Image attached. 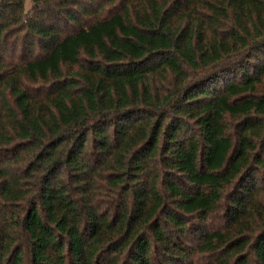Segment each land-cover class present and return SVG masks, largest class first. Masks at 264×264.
<instances>
[{
	"label": "trees",
	"instance_id": "1",
	"mask_svg": "<svg viewBox=\"0 0 264 264\" xmlns=\"http://www.w3.org/2000/svg\"><path fill=\"white\" fill-rule=\"evenodd\" d=\"M0 0V264H264V0Z\"/></svg>",
	"mask_w": 264,
	"mask_h": 264
},
{
	"label": "rangeland",
	"instance_id": "2",
	"mask_svg": "<svg viewBox=\"0 0 264 264\" xmlns=\"http://www.w3.org/2000/svg\"><path fill=\"white\" fill-rule=\"evenodd\" d=\"M32 4L31 0H28V6H30Z\"/></svg>",
	"mask_w": 264,
	"mask_h": 264
}]
</instances>
